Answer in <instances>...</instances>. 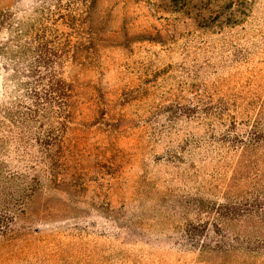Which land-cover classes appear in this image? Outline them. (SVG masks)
<instances>
[{
    "label": "rangeland",
    "instance_id": "374dc122",
    "mask_svg": "<svg viewBox=\"0 0 264 264\" xmlns=\"http://www.w3.org/2000/svg\"><path fill=\"white\" fill-rule=\"evenodd\" d=\"M12 1L27 15L41 0ZM92 20L85 80L107 115L79 132L65 183L36 196L0 264H264V224L211 225L196 208L256 197L253 157L242 170L221 139L264 101V0H97Z\"/></svg>",
    "mask_w": 264,
    "mask_h": 264
},
{
    "label": "trees",
    "instance_id": "16d2710c",
    "mask_svg": "<svg viewBox=\"0 0 264 264\" xmlns=\"http://www.w3.org/2000/svg\"><path fill=\"white\" fill-rule=\"evenodd\" d=\"M78 1L85 11L74 8ZM96 1L41 0L27 15H18L12 0H0V247L20 240L16 222L29 215L53 179L65 183L60 175L65 153L77 151L73 141L79 132L107 115L97 86L85 80L98 50L92 20ZM248 119V129L233 139L225 134L221 141L240 150L242 170L253 157L256 197L251 202L224 193L226 204L213 206L199 200L198 211H214L211 225L264 224V101L251 123Z\"/></svg>",
    "mask_w": 264,
    "mask_h": 264
}]
</instances>
